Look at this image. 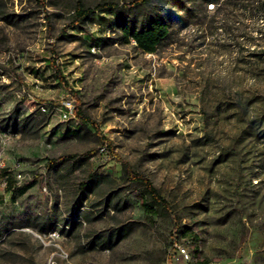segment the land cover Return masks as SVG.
Returning a JSON list of instances; mask_svg holds the SVG:
<instances>
[{
	"label": "rangeland",
	"instance_id": "1",
	"mask_svg": "<svg viewBox=\"0 0 264 264\" xmlns=\"http://www.w3.org/2000/svg\"><path fill=\"white\" fill-rule=\"evenodd\" d=\"M135 1L0 0V264H264V0Z\"/></svg>",
	"mask_w": 264,
	"mask_h": 264
},
{
	"label": "trees",
	"instance_id": "2",
	"mask_svg": "<svg viewBox=\"0 0 264 264\" xmlns=\"http://www.w3.org/2000/svg\"><path fill=\"white\" fill-rule=\"evenodd\" d=\"M143 1V2H142ZM147 0H137L133 3V5H139ZM208 1V0H207ZM212 3L213 8L215 7V3L218 0H213ZM95 9L100 11H109L112 12L117 9V7L108 2L102 3L100 5L95 6ZM92 12V9H84L82 4H77L75 8V17L73 20V25L81 24L83 21L89 16ZM222 9H216V13H221ZM122 34L125 39H128L129 36L132 37L137 44V46L142 49L144 52H154L156 51L157 45L160 43L162 39L167 37L169 34V28L166 23L161 22L158 19H150L146 24L141 25L138 29H132L126 24L122 25ZM76 117L84 123L90 122V120L84 116H82L81 112L78 109L74 110ZM127 170L125 169V172ZM128 177L132 182L138 183L142 186L144 194L147 196V206L149 208H153L154 206L159 209H168V204L166 200L160 195L159 191L155 188V186L144 176L135 173H129L127 171ZM36 185V180H31L23 185L16 186L12 180L7 179L6 189L12 192L11 199H14L15 196H21L25 194L30 188Z\"/></svg>",
	"mask_w": 264,
	"mask_h": 264
},
{
	"label": "built area",
	"instance_id": "3",
	"mask_svg": "<svg viewBox=\"0 0 264 264\" xmlns=\"http://www.w3.org/2000/svg\"><path fill=\"white\" fill-rule=\"evenodd\" d=\"M209 9H213L212 4L209 5ZM41 109L45 110V106L42 105ZM58 112H59L58 114H59L60 118L64 121L68 122V130L69 131H73V132L78 131V124L79 123H78L77 118L75 116L74 109H73L72 105H65L64 108H59ZM3 136L6 137L7 135L3 134ZM5 167H6L5 162L2 160V158H0V171L5 169ZM7 179H8L7 176H5L3 178V184L5 185V187L7 184ZM174 247H175V252L178 255V258L182 262H184V264H187L191 260V256H190L187 248L184 245L179 244V243H175Z\"/></svg>",
	"mask_w": 264,
	"mask_h": 264
}]
</instances>
